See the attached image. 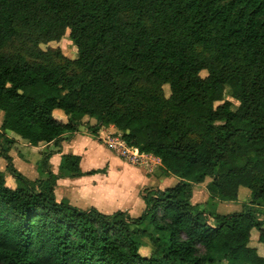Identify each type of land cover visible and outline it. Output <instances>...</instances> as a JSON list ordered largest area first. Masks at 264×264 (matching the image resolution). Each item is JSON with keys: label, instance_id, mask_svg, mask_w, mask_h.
I'll return each instance as SVG.
<instances>
[{"label": "trees", "instance_id": "16d2710c", "mask_svg": "<svg viewBox=\"0 0 264 264\" xmlns=\"http://www.w3.org/2000/svg\"><path fill=\"white\" fill-rule=\"evenodd\" d=\"M67 35L77 58L50 45ZM0 111L17 182L0 170V264H264L250 245L254 230L264 243V0H0ZM111 125L180 178L146 188L140 217L59 202L61 173L44 161L33 181L9 154L11 134L40 146ZM80 162L64 154L62 173ZM242 188V211L206 207Z\"/></svg>", "mask_w": 264, "mask_h": 264}, {"label": "crops", "instance_id": "0c3cea01", "mask_svg": "<svg viewBox=\"0 0 264 264\" xmlns=\"http://www.w3.org/2000/svg\"><path fill=\"white\" fill-rule=\"evenodd\" d=\"M89 122L95 124L96 121L89 118L84 119V123L88 124ZM110 133L112 137L122 136V132L111 125L102 127L97 134L86 130L67 132L58 142L33 146L16 134H11L10 137H14L16 141L9 146V154L12 156L16 168L33 181L41 177L40 165L44 161H47L48 164L44 168L45 177L49 170L55 174L61 173L56 186V196L59 202L67 200L73 206L81 209L96 207L106 214L121 210L134 218L140 217L147 209L144 198L146 188L166 189L178 184L180 178L163 175L160 169L161 161L155 169L130 164L108 145L106 134L110 135ZM30 154L33 156L29 157ZM64 154L81 156L80 166L83 175L74 177L62 173L60 166ZM34 155H38V157ZM7 165V160L0 156V170L6 172ZM93 171L95 172L93 173ZM6 177L7 183L11 187L17 186V182L11 174H7ZM209 182L206 180L204 183L194 186L193 203L208 202L207 185ZM217 203L220 206L216 210L221 214L240 212L245 208L242 203L243 208L237 210L239 200ZM222 206L228 210H223Z\"/></svg>", "mask_w": 264, "mask_h": 264}, {"label": "rangeland", "instance_id": "374dc122", "mask_svg": "<svg viewBox=\"0 0 264 264\" xmlns=\"http://www.w3.org/2000/svg\"><path fill=\"white\" fill-rule=\"evenodd\" d=\"M50 45H51V46H55V47H61L62 50H63V52L65 53V55H67L68 57H71V58H77V56H78V49H77V46H76V45L74 44V42L69 38L68 35H67V36H66L61 42H51ZM50 45H43V47L46 49V48H48V46H50ZM203 74L206 75L207 73L204 72ZM165 88H166V92H167V94L169 95V94H170V87L167 85ZM227 99H231L232 101H234V108H237V107L239 106L238 101H237L235 98L232 97V95H231L230 92L227 93ZM57 115H58L59 117H61V118H64V117H65V116L63 115V113H62V112H59V111L57 112ZM2 117H3V114H2V112L0 111V125H1V119H2ZM106 135H108V134H106ZM110 135H111V137H112V134H111V133H110ZM117 154H118V153H117ZM118 155H120V154H118ZM32 156H33V155H31V154L29 155V157H32ZM34 156H37V157H38V155H34ZM120 156H121V155H120ZM25 158H27V157H25ZM121 158H124V157L121 156ZM124 159H125L126 161L129 162L128 159H126V158H124ZM22 161L25 162L26 160H22ZM14 163H15V162H14ZM129 163H130V162H129ZM130 164H131V163H130ZM132 165H133V164H132ZM14 166H15V165H14ZM15 167H16V166H15ZM151 169H153V168L151 167ZM3 172H4V171H3ZM5 173H6V174H9L8 171H6ZM6 179H7V177H6ZM207 180L210 181V178H207ZM244 193H245V194H244ZM248 193H250L248 189H246V188H242V190H241V195H240V199H239V204H238L239 206L237 207V210L243 208L242 205H241L242 203H244V207H245L246 205H248L249 203H251V197H250V194H248ZM249 197H250V198H249ZM249 201H250V202H249ZM219 206H220V204H218L217 202L214 203V202L211 201V203H210L208 209H209V210H211V209H218ZM222 208H223V210H228V209H224L225 206H222ZM231 213H233V212H231ZM144 240H145V244L142 246L141 251H142L143 254H147V253L150 254V250H151V249H150L149 246H148L150 238L147 236V237L144 238ZM250 245H251L252 247L257 248L258 252H259L261 255L264 256V243H262V242L259 241V232L256 231V230H254V231L252 232V238H251ZM224 264H225V263H224Z\"/></svg>", "mask_w": 264, "mask_h": 264}, {"label": "built area", "instance_id": "2783aa9c", "mask_svg": "<svg viewBox=\"0 0 264 264\" xmlns=\"http://www.w3.org/2000/svg\"><path fill=\"white\" fill-rule=\"evenodd\" d=\"M106 137L110 148L122 157L128 159L133 165H142L155 169L161 161L153 154L142 153L138 148L129 146L121 137H111L109 134Z\"/></svg>", "mask_w": 264, "mask_h": 264}]
</instances>
